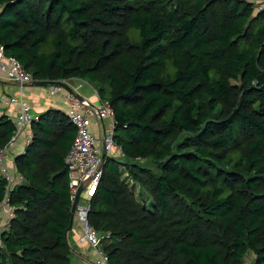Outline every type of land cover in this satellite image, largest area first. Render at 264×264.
<instances>
[{"label": "trees", "instance_id": "16d2710c", "mask_svg": "<svg viewBox=\"0 0 264 264\" xmlns=\"http://www.w3.org/2000/svg\"><path fill=\"white\" fill-rule=\"evenodd\" d=\"M0 48L33 82L86 81L112 109L120 150L86 215L108 264H264V4L0 0ZM0 106L1 150L17 113ZM35 117L0 175V264H72L76 128L67 107Z\"/></svg>", "mask_w": 264, "mask_h": 264}, {"label": "built area", "instance_id": "2783aa9c", "mask_svg": "<svg viewBox=\"0 0 264 264\" xmlns=\"http://www.w3.org/2000/svg\"><path fill=\"white\" fill-rule=\"evenodd\" d=\"M0 70L3 71L9 81L18 86L17 92L12 94L9 100L4 99V97L0 99V104L4 106L11 103H16L18 106L14 133L7 145L0 150V175L6 178L9 185L15 175L6 161V151L9 147L18 144V138L36 118L32 114L30 102L23 97L24 86L33 82V78L30 73L22 69L15 58L6 56L1 48ZM60 89L61 85L48 87V94L55 95ZM95 94H97L96 91ZM63 101L67 107L70 122L76 128L75 138L65 159L70 179V192L71 196L74 197L77 187L83 185L82 192L86 193V198L83 199L84 203L78 201L75 210V215L81 222V235L78 237V242L86 243L95 253L92 262H84L83 264H108V256L101 247L102 236L89 225L86 215L89 208L88 199L94 193L101 177L103 155H110L114 150H120L112 138L115 122L113 112L109 105L100 101L99 98L93 100L72 90L64 93ZM105 120L108 122L104 123ZM94 125L98 126L97 133L92 130ZM30 140L31 132L28 131L22 137L20 143L22 149ZM6 201L4 199L0 206L11 217L13 212Z\"/></svg>", "mask_w": 264, "mask_h": 264}, {"label": "crops", "instance_id": "0c3cea01", "mask_svg": "<svg viewBox=\"0 0 264 264\" xmlns=\"http://www.w3.org/2000/svg\"><path fill=\"white\" fill-rule=\"evenodd\" d=\"M16 89H17V85L15 83L9 81L8 79H6L3 71L0 70V99L2 97H6V100H9V98H8L9 95L11 96L12 94H14L16 92ZM47 89L46 90L41 89V86H34L32 84L26 85L24 87V89H23L24 90L23 91L24 96H25L26 100H28L31 103V109H32L33 115H36L37 113L44 111L45 109L50 108V107L51 108H58V109H59V107H63L65 109L66 105L63 101V94L69 90H74L77 93H79V94H81L87 98H91L93 100L98 98V95L95 94V89L89 83H87L86 81H83V80L82 81L78 80L76 78H70V79H67L66 81H64L61 84L60 91L55 95H49ZM17 107L18 106L16 103L9 104V107H8L9 110L7 113L10 115V117L12 119H14V117L17 113ZM0 108H1L0 110L2 111V108H4V107L0 106ZM107 122H108V120L104 121V123H107ZM27 129H28V131H30L29 125L27 126ZM92 130L94 133H97L98 126L94 125ZM20 152H22V147H21L20 143L16 144L14 147H12L9 150L7 157L10 160V163H12V165H13V160H14L15 155H17ZM6 216L0 210V232L2 229H4V227L7 225L8 221H9ZM80 235H81V222L75 216L71 230L68 233L69 243L71 242V243H73V245L78 244L76 246L77 250L75 252H76L78 258L82 259L81 263L83 261L92 262L93 253L91 254L90 247L87 245L83 246L85 244L78 242V237ZM80 245H82V246L79 247Z\"/></svg>", "mask_w": 264, "mask_h": 264}, {"label": "rangeland", "instance_id": "374dc122", "mask_svg": "<svg viewBox=\"0 0 264 264\" xmlns=\"http://www.w3.org/2000/svg\"><path fill=\"white\" fill-rule=\"evenodd\" d=\"M253 1H255V2H258L259 4H264V0H253ZM6 77V76H5ZM7 79V78H6ZM9 80V79H8ZM33 82H31L30 84H32ZM26 86V85H25ZM24 86V87H25ZM48 88V86L47 85H45V86H41V89H47ZM24 89V88H23ZM27 94V93H26ZM57 94V93H56ZM25 97V96H24ZM30 104V106H31V103H29ZM59 109H61V110H64L65 111V109L63 108V107H59ZM138 187L139 186H136V191H139V189H138ZM86 198V193L83 191L82 192V194H81V198H80V202L81 203H84V200L83 199H85ZM6 216V215H5ZM7 218H8V220H9V216H6ZM76 240V239H75ZM78 245V244H77ZM77 245H73V243H71L70 242V246L72 247V249H73V252H72V254H71V263L72 264H83L84 263V261L81 263V260L82 259H79L78 258V256H77V254H76V246ZM82 245H80L79 247H81ZM83 246H86V244L85 245H83ZM88 246V245H87ZM91 250V254L93 253V249L92 248H90ZM94 255H95V253H93V257H92V260H93V258H94ZM248 257V259H247V261L248 260H250L251 261V259H252V255H249V256H247Z\"/></svg>", "mask_w": 264, "mask_h": 264}, {"label": "water", "instance_id": "95a60500", "mask_svg": "<svg viewBox=\"0 0 264 264\" xmlns=\"http://www.w3.org/2000/svg\"><path fill=\"white\" fill-rule=\"evenodd\" d=\"M51 83H52L51 81H34L32 83V85H34V86H42L43 85L44 86V85L51 84ZM57 83L62 84L60 82H57ZM103 158H104V155H103ZM83 188H84L83 185H79L77 187L76 194H75L74 199L72 201L71 209H70L71 223H70L69 228H71V226L73 224L75 209H76V206H77V203H78V199H79L80 193L83 190Z\"/></svg>", "mask_w": 264, "mask_h": 264}]
</instances>
